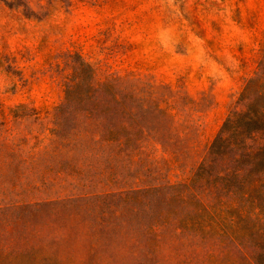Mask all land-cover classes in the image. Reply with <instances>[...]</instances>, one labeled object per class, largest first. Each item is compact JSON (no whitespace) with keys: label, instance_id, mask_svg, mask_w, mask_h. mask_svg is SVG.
Wrapping results in <instances>:
<instances>
[{"label":"rangeland","instance_id":"374dc122","mask_svg":"<svg viewBox=\"0 0 264 264\" xmlns=\"http://www.w3.org/2000/svg\"><path fill=\"white\" fill-rule=\"evenodd\" d=\"M93 73L119 79L117 98L103 93L90 102L117 112L107 124L150 132L140 143L154 161L150 183L188 184L235 110L260 112L264 124V0H0V260L198 264L200 237L177 228L191 207L172 187L117 211L116 197L93 196L100 186H40L37 175L58 157L38 155L33 164L25 154L49 143L58 107L82 105L76 83ZM251 137L234 151L250 170ZM24 160L20 170L32 171L38 188L18 196L21 188L9 183ZM160 212L165 219L154 218Z\"/></svg>","mask_w":264,"mask_h":264},{"label":"trees","instance_id":"16d2710c","mask_svg":"<svg viewBox=\"0 0 264 264\" xmlns=\"http://www.w3.org/2000/svg\"><path fill=\"white\" fill-rule=\"evenodd\" d=\"M118 80L114 76L101 81L93 73L90 78L76 83L81 106L56 109L55 128L51 130L49 143L40 154H25L33 160V164L37 162L38 155L58 157L56 166L45 165L41 174L37 175L40 186L64 187L65 184L61 183L67 182L82 188L100 186L99 190L92 192L93 196L102 201L116 197L117 211L120 205L138 202L146 194L165 186L172 187L175 195L191 207L189 214L179 219L177 228L200 237L195 246L199 255L198 264H264V124L260 112L241 113L235 110L232 113L190 183L178 186L151 184L154 178L148 165L154 161L145 151V146L140 144L142 139L150 136V132L147 135L144 131L122 132L117 128V122L107 124L109 116L117 115V112H105V107L90 104L96 100L97 94L113 93L117 98ZM72 94L74 86L69 85L67 98ZM63 114H70L72 118L63 121L64 118L59 117ZM66 122L71 124L70 130L64 128ZM260 132L262 142L261 137H257ZM254 135L251 138L256 144L249 149L252 161L246 163L251 166L250 170L241 166L240 156L234 151L235 147L242 146L245 139ZM131 138L137 142H129ZM164 150H170L169 146L165 145ZM17 152L24 151L18 149ZM10 155L14 156V153ZM70 158L74 160L68 161ZM121 160L125 163L121 164ZM25 163V160L19 162L18 171L13 173L9 183L12 189L21 188L19 193L16 192L18 196H22L28 186L38 188L33 172L20 170ZM23 178L27 180L24 182ZM88 195V191L79 192L76 200H85ZM111 205L106 204L107 207ZM133 209L138 210V207ZM176 213L177 210L173 212ZM0 215H4L1 206ZM171 215L166 213L167 218ZM154 218L165 219V216L160 212ZM159 223L156 220L146 231L153 233ZM22 238L24 245L30 244L26 236ZM157 248V242L154 247L149 246L148 254H155ZM0 264L4 261L0 260Z\"/></svg>","mask_w":264,"mask_h":264}]
</instances>
